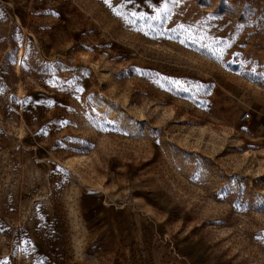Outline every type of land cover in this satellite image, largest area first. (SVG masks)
<instances>
[{"label":"rangeland","instance_id":"obj_1","mask_svg":"<svg viewBox=\"0 0 264 264\" xmlns=\"http://www.w3.org/2000/svg\"><path fill=\"white\" fill-rule=\"evenodd\" d=\"M0 264H264V0H0Z\"/></svg>","mask_w":264,"mask_h":264},{"label":"built area","instance_id":"obj_2","mask_svg":"<svg viewBox=\"0 0 264 264\" xmlns=\"http://www.w3.org/2000/svg\"><path fill=\"white\" fill-rule=\"evenodd\" d=\"M250 116H251V112H246L244 114L241 115V121L242 122H246L250 119Z\"/></svg>","mask_w":264,"mask_h":264},{"label":"snow or ice","instance_id":"obj_3","mask_svg":"<svg viewBox=\"0 0 264 264\" xmlns=\"http://www.w3.org/2000/svg\"><path fill=\"white\" fill-rule=\"evenodd\" d=\"M106 3H108V0H105ZM119 15V13H117ZM136 13H132V16H135ZM131 22V21H130ZM184 41H181V43H183ZM172 83L175 85L177 84L178 82L177 81H172Z\"/></svg>","mask_w":264,"mask_h":264},{"label":"bare ground","instance_id":"obj_4","mask_svg":"<svg viewBox=\"0 0 264 264\" xmlns=\"http://www.w3.org/2000/svg\"><path fill=\"white\" fill-rule=\"evenodd\" d=\"M23 51H24V50H23ZM23 51H22V50L19 51V54H18V59H19V60H21V57H22V55H23ZM17 61H18V60H17Z\"/></svg>","mask_w":264,"mask_h":264}]
</instances>
